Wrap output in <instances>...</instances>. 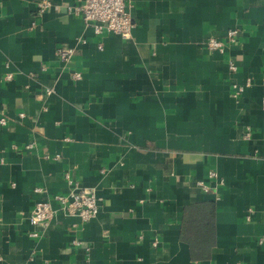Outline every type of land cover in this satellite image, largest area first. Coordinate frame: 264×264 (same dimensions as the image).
I'll return each mask as SVG.
<instances>
[{
  "label": "crops",
  "instance_id": "0c3cea01",
  "mask_svg": "<svg viewBox=\"0 0 264 264\" xmlns=\"http://www.w3.org/2000/svg\"><path fill=\"white\" fill-rule=\"evenodd\" d=\"M77 3L0 0V264H264V0H125L128 37L95 34ZM80 188L94 217L51 200L29 223ZM201 201L198 259L182 231Z\"/></svg>",
  "mask_w": 264,
  "mask_h": 264
},
{
  "label": "built area",
  "instance_id": "2783aa9c",
  "mask_svg": "<svg viewBox=\"0 0 264 264\" xmlns=\"http://www.w3.org/2000/svg\"><path fill=\"white\" fill-rule=\"evenodd\" d=\"M48 5L47 1H41L38 4V12L43 11ZM71 11L79 14L85 24L91 25L97 35L110 32L128 37L133 27V21L126 8L125 0H79V3L71 7ZM238 35L239 30L236 27H232L227 29L224 37L219 38L210 35L203 42L207 49L223 52L229 43L237 41ZM57 53L60 60L66 62L72 57L74 51L70 47H59L57 48ZM229 67L233 70L235 68L234 63L230 62ZM72 76L79 78L81 74L78 71H74ZM232 86L234 95H237L241 87H237L236 83H233ZM5 122L4 117L0 118V123L4 124ZM208 176L215 177V171L210 170ZM197 184L203 191L209 190V186L202 180L197 181ZM35 189L40 190L39 188ZM51 200L56 201L66 213L78 217L81 221H87L96 215L100 198L93 189L80 188L70 190L66 194H55L51 199L38 200L29 213L28 221L30 224H46L50 221L54 214ZM30 235L36 237L37 232L32 231Z\"/></svg>",
  "mask_w": 264,
  "mask_h": 264
},
{
  "label": "trees",
  "instance_id": "16d2710c",
  "mask_svg": "<svg viewBox=\"0 0 264 264\" xmlns=\"http://www.w3.org/2000/svg\"><path fill=\"white\" fill-rule=\"evenodd\" d=\"M188 208L185 211L186 214V223H184V228L182 231L184 239L190 245V252L192 257L194 258H204L208 256L210 247L208 245L212 242V235H211V226L212 215L214 214L215 207L212 201H201L197 203H193L187 206ZM206 212V218L209 219L208 215L210 216L209 222H206L205 228L201 224L202 218H199V214L193 219L191 216V212ZM196 223V225L194 224ZM209 223V225H207ZM210 241V242H209Z\"/></svg>",
  "mask_w": 264,
  "mask_h": 264
}]
</instances>
